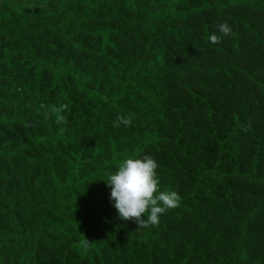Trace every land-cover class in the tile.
Instances as JSON below:
<instances>
[{
  "label": "trees",
  "instance_id": "1",
  "mask_svg": "<svg viewBox=\"0 0 264 264\" xmlns=\"http://www.w3.org/2000/svg\"><path fill=\"white\" fill-rule=\"evenodd\" d=\"M28 1L51 4L55 0ZM18 5L23 6L17 0L0 9V18H7L3 22L17 27L8 38L0 35V246L4 245L6 257L13 256L23 264H66L72 257L75 263L84 262V254L74 250L64 254L66 242L60 243L59 257H50L34 245L54 238L50 227L62 229L57 223L61 215H66L68 224L74 219L86 224L83 214L94 204L80 192L88 187L97 188L107 232L119 233L121 227L126 230L121 234L130 232L136 224L114 216L106 203L114 204L109 199L111 188L106 193L104 180L126 158L128 150L136 157L152 155L159 164L161 189L177 191L181 203L168 211L169 220L149 227V235L142 233L131 243L134 253L125 252L105 264H152L162 259L166 247L178 241L190 225L195 226L190 217L192 209L207 205V192L222 198L226 212L254 205L264 196V64L255 59L252 64L247 62L252 55L245 51L241 36L213 44L208 36L217 31L219 23L205 27L203 39L198 35L201 30L188 28L198 32L186 31L185 37L168 49L189 50L193 37L198 45L192 52L203 55L204 60L198 59L187 71L152 72L145 90L137 78L138 71L127 70L121 86L125 115L140 110L141 93L147 95V106L145 112L136 114L138 119L133 118L131 127L116 128L113 122L117 118L110 116L113 96L86 103L79 90L55 99L67 85L68 68L60 55L65 45L59 40H66V33L56 26L57 38L47 37L39 27L14 20L8 7ZM187 7L180 11V17L202 24L206 18L212 19V10L205 18L203 8ZM91 13V20L99 14L97 9ZM69 18L57 22L65 23ZM97 28L98 21L91 30ZM156 34L159 39L162 31ZM16 41L23 45H11ZM211 57L214 61L204 69L205 59ZM83 90L90 94L89 88ZM183 90H187V98L181 95ZM42 103L57 107L67 104L63 115L68 124H56L54 118L45 120V109L37 111ZM248 121L252 122L251 130L244 132L241 126H247ZM255 210L256 215L247 220L249 226L264 220V206ZM223 225L224 232L232 228L228 220ZM195 228L198 234L202 232ZM221 244L220 250L227 253L226 244ZM215 245L202 242L193 254L181 258L186 260L183 264H214L211 248L214 250ZM172 252L178 250L173 247Z\"/></svg>",
  "mask_w": 264,
  "mask_h": 264
},
{
  "label": "rangeland",
  "instance_id": "2",
  "mask_svg": "<svg viewBox=\"0 0 264 264\" xmlns=\"http://www.w3.org/2000/svg\"><path fill=\"white\" fill-rule=\"evenodd\" d=\"M16 1L0 0V9L5 4L11 5ZM18 2L23 6L8 7L9 16L14 20H24L39 27L47 37L57 38L56 26L59 31L66 33V40L64 38L59 40L61 45H65V50L60 55L65 57L68 68L67 85L65 89L57 92L55 99L79 90L85 95L86 103L95 104L102 102L107 96H113L114 107L110 116L115 118L126 113L125 103L121 98L123 90L121 86L124 82L122 76L127 70L135 68L138 71L137 78L142 83V89L145 90L149 86V77L152 72L187 71L191 70L198 59L204 60L203 55L195 56L192 52L198 45L193 37H191L193 44L189 50L176 48L171 51L168 49L175 41L185 37L186 31L192 33L201 30L198 35L199 39H203L205 27L214 24V21L215 23L226 21L232 27L234 35L224 38L241 36L245 51L252 55L247 62L252 64L255 59V62L262 61L264 64V55L260 56V60L256 59V54L260 53L258 50L261 49L260 46L264 40V0H111V2L109 0H55L51 4L44 2L34 4L28 0H18ZM187 5H190V8L194 5L203 8L204 17L209 10H212V19L205 17L206 22L202 24V22L195 23L187 16L180 17L182 14L180 11L187 9ZM93 9H97L99 14L91 20ZM67 17L70 18L65 23L57 22ZM74 17L81 21L76 23ZM5 20L7 18H0V35L8 38L10 32L17 27L14 25L9 27L3 22ZM97 21L100 23V28L91 30L93 23ZM188 28H196L198 31L188 30ZM159 30L162 34L159 39H156V31L159 32ZM166 35L167 39H164ZM152 37L155 40H150ZM11 45H23V42L16 41ZM189 54L190 58L184 57ZM213 61L212 57L205 59L203 68L207 69ZM85 88L90 89V94L83 90ZM181 95L187 98V90L181 91ZM147 100V95L141 93V108L130 114L133 118H137L136 114L145 112ZM103 137L98 136L100 139ZM102 145L104 149H108L106 144ZM128 157L139 158L140 156L136 157L131 150H128L126 158ZM51 189L49 184L48 193ZM108 189L109 185L106 183V193ZM80 193L81 197L88 198L94 204L83 214L86 224L75 219L68 224L64 221L67 220L66 215H61L56 221L62 229L57 226L50 227V233L54 238L42 239L34 247L43 252L46 250L50 257H59L61 255L60 243L66 242V244L63 243L66 246L64 254L74 250L78 254L86 255L85 261L80 264H105L119 259L125 252L134 253L135 250L131 243L142 233L149 235V231H146L148 228L139 229L134 220H123L136 224L130 232L121 234L125 230L121 227L119 233L110 234L101 216L102 200L98 197L97 188L88 187ZM206 195L209 200L207 205L197 209L193 208V213L190 215L195 226L202 232L198 234L197 228L190 225L178 241L166 247L167 250L162 259L153 260L152 264L186 263V260H181V258L193 254L202 242L210 245L216 244L215 252L211 248L214 264H264V220L255 222L253 226H249L247 221L248 218L256 215L257 210L255 209L264 206V196L254 205L226 212L222 207L221 197L212 191L207 192ZM106 203L112 209L114 216L120 219L114 204L109 201ZM169 218L170 215L166 212L161 216L160 221L165 219L167 221ZM225 220L232 225V228H226L227 232L222 230ZM54 228L56 230L52 233ZM83 235L92 242L88 251L78 246L79 241L84 238ZM221 242L226 244L225 251L228 254L220 250ZM173 247L178 250L177 253L172 252ZM3 248H5L4 245H1L0 264H23L13 256L6 257ZM19 251L18 248L16 254ZM44 264L58 263L45 261ZM66 264L79 263H75L72 257Z\"/></svg>",
  "mask_w": 264,
  "mask_h": 264
},
{
  "label": "clouds",
  "instance_id": "3",
  "mask_svg": "<svg viewBox=\"0 0 264 264\" xmlns=\"http://www.w3.org/2000/svg\"><path fill=\"white\" fill-rule=\"evenodd\" d=\"M37 6L41 7L40 5ZM216 29V32L208 36V40L213 44L221 43L224 37L234 35L232 28L226 21L219 23ZM260 48L258 50L260 53L256 54L258 60H260L261 51L264 53V40ZM41 109H45L42 112L45 120L54 118L56 124H68V118L63 115V112L68 110L67 104L57 107L42 103L37 111ZM132 120L131 115H120L113 122V126L116 128L121 125L131 127ZM28 126L32 127V125ZM251 127L252 122L248 121L247 126H241V130L248 132ZM158 168L159 164L150 154H145L139 158L128 157L119 162L116 170L110 172L107 179H104L111 188L109 199L114 201L113 206L117 210L119 218L134 220L139 229L159 226L161 216L169 210L179 207L181 203V196L177 191L161 189V181L157 173ZM91 243L84 236L79 241L78 246L84 251H88L91 248Z\"/></svg>",
  "mask_w": 264,
  "mask_h": 264
}]
</instances>
